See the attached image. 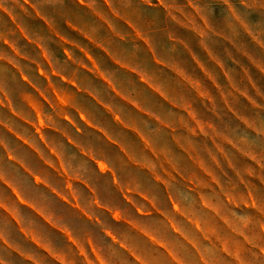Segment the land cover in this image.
I'll use <instances>...</instances> for the list:
<instances>
[{
    "label": "clouds",
    "instance_id": "1",
    "mask_svg": "<svg viewBox=\"0 0 264 264\" xmlns=\"http://www.w3.org/2000/svg\"><path fill=\"white\" fill-rule=\"evenodd\" d=\"M0 264H264V0H0Z\"/></svg>",
    "mask_w": 264,
    "mask_h": 264
},
{
    "label": "crops",
    "instance_id": "2",
    "mask_svg": "<svg viewBox=\"0 0 264 264\" xmlns=\"http://www.w3.org/2000/svg\"><path fill=\"white\" fill-rule=\"evenodd\" d=\"M83 54L90 58V63H92L94 67L99 68V63H97V55L98 54H95L91 49H87V48L84 49ZM103 59H104L103 56H99V60L101 62L103 61ZM121 67H125V66H121ZM129 71H130V69H129ZM142 82L146 83V81H142ZM73 88L75 89V91L77 93H81L82 94V92H83L82 89L76 88L75 85H73ZM117 95H119V93H117ZM116 121H117L118 124L120 123L119 117H116ZM82 122L85 123L88 127H91V125L88 124V122L86 120H82ZM134 135H136V134L134 133Z\"/></svg>",
    "mask_w": 264,
    "mask_h": 264
},
{
    "label": "rangeland",
    "instance_id": "3",
    "mask_svg": "<svg viewBox=\"0 0 264 264\" xmlns=\"http://www.w3.org/2000/svg\"><path fill=\"white\" fill-rule=\"evenodd\" d=\"M254 19H255V17H254Z\"/></svg>",
    "mask_w": 264,
    "mask_h": 264
}]
</instances>
